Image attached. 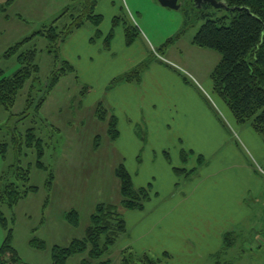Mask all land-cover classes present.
I'll return each instance as SVG.
<instances>
[{
  "label": "rangeland",
  "instance_id": "obj_1",
  "mask_svg": "<svg viewBox=\"0 0 264 264\" xmlns=\"http://www.w3.org/2000/svg\"><path fill=\"white\" fill-rule=\"evenodd\" d=\"M7 1L0 0V5L5 4L6 7L5 12L0 9V79L13 75L21 66L17 55L4 57L9 47L50 26L67 9L68 12L60 20L59 26L69 23L71 14H75L84 2V0H10L7 5ZM98 4L96 12L99 13L101 10L103 11L101 14L104 15L102 25H108L110 30L115 17L112 16L113 10L124 14L129 23L138 27L142 35L137 39V50L146 51L145 60H151L153 55L156 58V52L162 56H167L170 52L175 56L183 53L186 57L185 62H180L169 55L175 62L174 78L183 81L196 80L202 85V91L199 93L206 96L216 109L217 101L226 105L225 101L211 89L210 73L220 62L221 54L208 48H203L206 51H202V47L192 43L194 36L206 21L203 11L212 12L217 8L204 9L194 0L180 1L179 9L163 6L159 0H99ZM224 11L226 10H221L218 14H223ZM118 30L123 31L125 38L124 25L116 26V38ZM170 39L172 42H168ZM28 46H36L38 49L40 80H29L26 83L12 109L7 110L0 104V187L1 177L6 172L21 167L30 171V181L27 185L36 186L38 189L29 192L13 208L0 204V211L4 213L8 222L6 227L0 221V247L12 231V245L23 262L53 264L52 254L55 246H67L74 239L84 238L91 215L98 203H110L119 208L122 193L115 170L124 162L127 163L128 170L134 174L139 168L138 153L135 154V150L127 151L125 163L120 150L114 147L115 143L108 135V119L105 121L98 118L96 101L105 91L102 86L97 85L85 94L83 88L87 85L77 86L74 81L75 75L69 74L62 78L39 110L37 107L39 98L44 93L56 62L50 53L47 38L37 36ZM133 50H136V47H133ZM155 60H152V63ZM57 67L60 68L61 64L59 63ZM189 73L193 74L194 78ZM217 113L221 115L220 111ZM242 127L248 128L252 133V146L249 144L247 148L241 138L237 139L236 135H232L238 151V156L234 159L246 161L251 168L250 173L240 170L242 176L246 178L253 176L257 182V187L251 192L253 195L251 194L247 201L252 206L251 215L236 218L227 224L224 232H221L219 208L191 204L188 207L190 210L185 207L173 214H167L160 222V227L153 232L157 237L152 239V236H148L149 241L146 243L150 250L139 251L141 244L139 235L149 234L150 228L156 227L155 223L165 216L161 212L162 208L165 206L167 208L168 204L175 202V196L167 195L162 204L156 206L162 210H154V207L144 212L124 211L131 214L128 217L131 233L129 236L120 237L109 253L100 259H92L89 247L86 251L71 256L65 264H100L107 260H111V264H119L124 249H132L138 254L147 252L154 259L167 264H264V141L251 123ZM31 130L42 139L45 151L42 160L47 169L37 166V148L29 144ZM139 133L142 134L141 131ZM225 133L226 136L232 134L230 129ZM236 134L239 137L242 135L239 131ZM229 144L228 140L221 144L220 153L224 150L226 153ZM216 147L217 143L207 142L202 150L193 152L186 150L184 154L186 160L182 158V161L176 152L172 151L174 158L171 167L175 176L183 180L184 173H177L174 168H183L181 164L188 168L198 166V173L203 166L209 165V169H204V173L214 171L215 161L219 158V148L217 151ZM254 147L256 151L253 150ZM200 158L203 159L202 164ZM152 169L148 166L144 170ZM163 173L164 170L161 174ZM157 177L159 181L162 178L161 175ZM163 178L169 183L167 175H163ZM48 181H52V184ZM72 209H76L79 215L77 226L72 225L67 219V213ZM228 231L233 232L232 247L226 253H217L222 244L224 247V241L220 242L219 248L215 247V244L212 245L211 242L215 241H207L212 237L217 240L218 233L224 235ZM186 236L189 237L187 242L183 240ZM145 241L146 239L144 243ZM184 243L186 244L183 245ZM164 245L172 250V255L170 252H168L170 256L165 255L167 251L162 250ZM207 249L216 253L207 256Z\"/></svg>",
  "mask_w": 264,
  "mask_h": 264
},
{
  "label": "crops",
  "instance_id": "obj_2",
  "mask_svg": "<svg viewBox=\"0 0 264 264\" xmlns=\"http://www.w3.org/2000/svg\"><path fill=\"white\" fill-rule=\"evenodd\" d=\"M118 12L113 10L112 16H117ZM101 13L103 11L99 10V14ZM99 30L101 37L95 41L92 39L96 34V27L85 25L76 30L62 43L60 53L75 66L78 78L75 76L74 81L77 86L84 84L92 89L99 85L105 88L104 93L96 102L103 101L118 119L120 136L114 141V147L120 150L125 163L127 162V151L135 150V154L138 153L139 168L134 174L130 171L134 183L136 186L149 184L152 186L151 200L146 202L141 211H148L155 207L154 210L163 209L161 212L165 214L155 223L156 227L150 228L149 234L139 235L138 239L141 244L138 250H150L146 243L149 241L148 236H152V239L157 237L153 232L160 227V222L167 214H173L180 208H188L191 204L205 208L208 206L219 208L221 232H224L227 224L236 218L251 215L252 206L247 201L251 192L257 187V182L253 176L250 178L242 176L240 170L250 173L251 168L246 161L241 162L238 158L234 159L238 156V151L235 146L237 144H234L232 138V135H236V138H241L247 148L249 144L252 146L253 136L248 128L242 127L236 121L227 104H220L217 101V110L206 96L199 93L202 91V85L196 80L183 81L174 78L175 62L171 57L185 62L186 57L183 53L175 56L173 52H170V57L156 52L155 55L158 58L143 74L141 82L122 83L107 90L114 77L131 70L141 60L144 61L147 53L144 49L137 50L138 40L128 46L122 30H118L117 38L114 36L110 47L107 48L105 40L111 30L108 25L102 24ZM142 39L145 41L144 38ZM133 47H136L137 51L133 50ZM189 75L194 76L191 73ZM211 89L213 91V83ZM217 111H220L221 115H218ZM123 112H125L124 115ZM227 129L232 132L230 136H226ZM237 131L241 132V137L236 134ZM227 140L230 141L227 152L225 153L224 150L220 153L221 144L223 145ZM207 142L217 143L216 150L219 148V158L215 161L216 169L204 173V169H209L210 165L203 166L198 173V166L188 168L185 164H179L183 166L180 169L186 172H184L183 180L177 178L171 167L174 158L172 151H175L179 160L182 161L183 151L202 150ZM253 150L256 151V148L254 147ZM148 166L153 169L145 171V167ZM160 167L164 168L163 174H161L163 170H160ZM195 168L196 171L190 173ZM160 175L162 178L159 181L157 176ZM163 175H167L169 183L164 180ZM167 195L175 196V202L168 204L167 208L165 206L158 209L156 206L162 204ZM129 215L131 214L125 213L129 229L127 236L131 233ZM224 235L218 233L217 240L212 237L207 242L215 241V243L211 242L212 245L215 244V247L219 248L220 242L224 241ZM144 239H146L145 243ZM183 240L187 242L189 237H183ZM222 247L223 244L217 252H220ZM162 250L172 252L166 245ZM206 251L207 256L214 253L211 249Z\"/></svg>",
  "mask_w": 264,
  "mask_h": 264
},
{
  "label": "trees",
  "instance_id": "obj_3",
  "mask_svg": "<svg viewBox=\"0 0 264 264\" xmlns=\"http://www.w3.org/2000/svg\"><path fill=\"white\" fill-rule=\"evenodd\" d=\"M223 1L230 7H245L249 10L224 11L223 14H218V12L224 9H214L212 12L203 11L206 21L194 36L192 43L198 47L213 49L221 54L220 62L215 65L210 74L213 91L225 101L240 125L251 123L254 130L263 137L264 141V0ZM9 3L10 0L6 2L7 5ZM98 3L99 0H84L78 11L71 14L69 23L59 26L60 20L68 12L67 9L50 26L40 29L32 36L17 42L6 50L4 57L10 58L17 55L21 66L13 75L3 76L0 79V104L7 110L12 109L26 83L29 80H40V67L37 64L38 49L36 46H28L37 36H43L49 40L50 53L53 54L56 62V67L51 73L44 93L39 98L38 109H42L48 96L62 78L69 74H74L78 78L75 66L67 59L61 58V45L72 33L88 24L97 29L92 41L101 37L99 27L104 20V16L96 12ZM200 5L204 9L213 8L206 1H203ZM0 9L5 12V4H1ZM120 24L124 25L128 46H131L140 37L138 27L129 23L124 14H119L113 18L111 31L106 37L105 45L107 48L110 47L115 36L116 26ZM168 42H172V39ZM155 59L157 60V57L155 58L153 55L151 60L146 59L131 70L114 77L107 89L111 90L122 83L141 82L143 74L150 67L152 60ZM59 63L61 64L60 68L57 67ZM186 81L188 80L186 79ZM90 89V86H84L83 93H88ZM97 104L96 114L101 120L106 121L108 119V135L112 141H115L120 136L118 119L103 101ZM29 137V144L35 145L37 148V166L47 169L42 160L45 154L42 139L33 130L29 131ZM185 153V151L182 152V158L186 160ZM166 154L168 155V152ZM200 160L202 164L203 159L200 158ZM115 171L120 181L122 193L119 208L110 203H98L91 215L90 225L84 238L74 239L67 246H55L52 254L53 264H65L71 256L84 252L89 247L91 258L100 259L106 253H109L111 247L116 244L120 237L128 234L129 229L124 211L143 210L146 202L151 199L152 186L150 184L136 186L132 174L124 163H120ZM175 171L177 173L186 172V170L180 168H175ZM194 171H196V168L191 170L190 173ZM29 181V169L18 167L6 172L1 177L0 204L13 208L29 192L37 191L38 187L27 185ZM48 183L52 184V181H48ZM67 219L72 225H78L79 215L76 209H72L67 213ZM0 221L7 227L8 222L2 211H0ZM11 238L12 231L0 247V264H28L19 257L17 250L12 245ZM233 240V232H226L224 247L217 253H226L232 247ZM165 255L170 256L168 252ZM110 262L112 261L107 260L100 262V264H111ZM119 264L167 263L154 259L147 252L138 254L132 249H124L121 252Z\"/></svg>",
  "mask_w": 264,
  "mask_h": 264
},
{
  "label": "water",
  "instance_id": "obj_4",
  "mask_svg": "<svg viewBox=\"0 0 264 264\" xmlns=\"http://www.w3.org/2000/svg\"><path fill=\"white\" fill-rule=\"evenodd\" d=\"M180 1H182V0H159V2L163 6H166V7H169V8H173V9H179L181 7ZM203 1H206V2L210 3L214 8L224 9V10H226L228 12H233V11H236V10H244V9H246L247 11L249 10L248 8H245V7H238V6L230 7L223 0H221V1H218V0H194V2L198 3L199 5Z\"/></svg>",
  "mask_w": 264,
  "mask_h": 264
}]
</instances>
